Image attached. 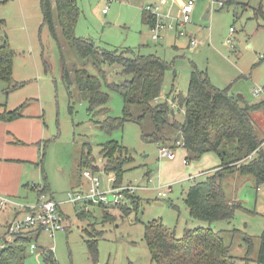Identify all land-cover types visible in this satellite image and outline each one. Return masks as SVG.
I'll use <instances>...</instances> for the list:
<instances>
[{"label":"rangeland","instance_id":"374dc122","mask_svg":"<svg viewBox=\"0 0 264 264\" xmlns=\"http://www.w3.org/2000/svg\"><path fill=\"white\" fill-rule=\"evenodd\" d=\"M50 2L54 35L42 23L40 0H0V18L5 22L0 44L7 39L13 52L11 84L0 81V112L19 108L22 119L14 121L18 122L14 130L24 134L31 129L35 132L33 137L38 136L27 143L13 138L10 142L18 148L8 149L12 155H26L24 151L33 154L34 160L1 162L19 165L28 172L24 176L20 172L22 186L14 195L0 188L1 199L21 206L20 210L9 205L0 209V245L6 242L7 246L14 245L16 237L9 235L6 225L14 219L22 220L25 210L36 205L38 194L32 188L34 184L48 185L52 197L60 204L66 201V192L72 186L84 189L79 165L86 146L95 159L94 170L99 172L103 190L113 187L115 181L101 167V145L113 141L130 150L133 160L125 166L118 185L135 187L134 198L138 201L133 206L124 202L130 208L127 216H122L118 206L107 207V213L112 216L109 220L104 219V212L98 206L89 209L90 215L79 218V206L62 204L65 229L53 237L41 231L36 239L31 236L33 229L23 227L21 233L29 236L30 242L17 246L11 264H43L45 250L53 252L57 264H153L144 240L145 225L152 221H161L175 230L176 238H181L185 230L210 227L223 238L236 264H244L245 258L250 264H257L259 236L264 230V184L257 186L252 175L230 174L223 180L222 188L226 200L238 206L233 219L209 224L192 218L183 202L185 194L194 182H204L218 171L219 157L206 153L194 160L190 153L177 147L173 160L161 158L159 146H171L178 133L171 124H166L158 141L143 140L142 135L155 132L143 105L130 107L131 118L123 128L111 133L100 130L96 122L107 117L121 118L124 108L122 97L109 90L104 81L118 83L130 76L123 75L119 65L95 64L91 59L80 58L62 35L54 0ZM75 2L79 11L75 37L90 39L103 50L156 55L168 64L157 104L165 102L172 88L185 97L193 67L205 72L215 88L229 89L230 95L250 104L264 101V0H236L235 4L222 7L215 0H196L185 28L187 36L174 38L166 34L163 40L152 39L142 8L159 5L164 13L175 18L180 12L179 1ZM206 11L208 19L204 20ZM190 39H195L194 47L189 46ZM77 69H85L100 78L102 90L109 95L105 110L96 116L89 115L88 104L79 95L74 80ZM258 88L262 93L254 97L252 91ZM167 103L171 105L169 100ZM173 109L170 123H182L183 109ZM252 117L259 136L264 139V110L253 112ZM1 136L0 128V140ZM0 148H3L1 142ZM169 185L171 192L167 197H159L158 192ZM86 232L97 239L95 259L85 244L89 239ZM32 244L35 249L31 251Z\"/></svg>","mask_w":264,"mask_h":264},{"label":"trees","instance_id":"16d2710c","mask_svg":"<svg viewBox=\"0 0 264 264\" xmlns=\"http://www.w3.org/2000/svg\"><path fill=\"white\" fill-rule=\"evenodd\" d=\"M222 3L221 7L230 6L236 0H215ZM57 19L62 35L75 48L82 59H91L95 64L106 63L119 65L123 75L129 79L118 83H107L106 87L118 93L123 100L124 108L121 118L107 117L96 122L98 128L106 133L123 128L130 120V107L146 106L145 112L150 114L155 132L150 136L142 135L143 140H157L161 135V128L171 124L177 138L172 147H182L190 153L194 160H199L206 153H215L220 160L215 174L210 175L204 182L193 183L185 194L184 203L192 218L208 222L227 221L233 219L238 206L226 200L222 182L226 176L238 173L241 176L252 175L257 186L264 184V151L263 139L256 129L252 113L264 110V101L250 104L247 101L229 94V89L215 88L205 72L195 67L190 74L187 93L184 96L176 94L172 102L177 109H183L182 123H170L172 106L167 99L162 104L154 103L162 91L165 72L168 64L156 55H134L126 50L123 52L103 50L90 39L75 37V23L78 18V7L75 0H54ZM42 23L54 35V27L50 0H40ZM143 12V11H142ZM260 12V11H259ZM262 13V12H260ZM263 15V14H262ZM264 16V15H263ZM149 15L143 13V20L154 26ZM5 22L0 18V34ZM132 56H129L131 55ZM47 67L48 65L45 64ZM13 52L7 39L0 44V81L10 86L12 81ZM104 78V72L101 73ZM74 80L82 100L88 104V113L96 116L102 113L109 100L108 93L102 90L100 78L90 75L85 69L74 72ZM174 88L171 89V95ZM20 117L19 108L0 114V121H13ZM180 142V146L175 143ZM162 144L159 146H165ZM103 171L114 177V185L121 182L125 166L132 162V154L126 147L117 142L109 141L100 147ZM185 161L188 163L187 159ZM95 159L91 157V150L86 146L82 152L80 170L91 169ZM46 184V183H45ZM37 194L49 195L47 185L33 186ZM134 194L124 193V199L118 206L122 216H127L131 206L137 204ZM104 212V219H111L106 207L98 205ZM117 207V208H118ZM90 215V212H80L79 218ZM89 239L85 240L88 252L93 259L97 253V239L86 232ZM144 240L153 264H236L229 254L228 246L219 233L210 227L185 230L181 238H176L175 230L167 228L161 221H152L145 225ZM250 241V237L248 239ZM30 242V237L18 236L14 245H6L0 250V264H11L15 261L17 246ZM43 264H57L51 250L42 252ZM244 264H250L248 258ZM257 264H264V230L259 236V247L256 257Z\"/></svg>","mask_w":264,"mask_h":264},{"label":"built area","instance_id":"2783aa9c","mask_svg":"<svg viewBox=\"0 0 264 264\" xmlns=\"http://www.w3.org/2000/svg\"><path fill=\"white\" fill-rule=\"evenodd\" d=\"M178 0H171L172 3ZM196 0H186L180 3V12L175 18H171L170 14L163 13L159 5H146L142 8V11L149 15L150 21L154 22V26L151 27L150 32L153 40H161L162 36L167 32H173L178 37L187 36L185 33L186 26L190 23L191 13ZM220 6L222 3L219 4ZM103 13H106V9H103ZM232 30V29H230ZM229 41H227V44ZM190 47L196 45L195 39H190L188 42ZM261 89H253L252 94L254 97L260 96ZM157 99L155 100V103ZM264 143V139H263ZM262 143V144H263ZM176 146H180V142L175 143ZM174 147L162 146L159 148V154L161 158H167L173 160L175 158ZM187 164L186 161H184ZM81 177L84 189L75 188L67 192L65 203H69L73 206H79L80 212H89L93 206L102 205L103 207L119 206L124 199V193L129 195L134 194L135 187L131 185H114L108 189L103 190L101 187V178L98 171H92L91 169L81 170ZM110 181V180H109ZM112 181V180H111ZM113 182V181H112ZM164 191H159V197H167L171 192V185L166 186ZM7 205H14L18 210L21 206L17 205L13 201L0 198V209ZM64 216L59 209V203L51 199L48 195L43 193L38 194L36 205L28 208L24 212L22 220L14 219L8 225L9 235L14 237L22 236L21 229L23 227L31 228L33 230L44 231L49 237L59 231L65 229ZM6 243L0 245V249L6 246ZM31 251L35 248L31 245Z\"/></svg>","mask_w":264,"mask_h":264},{"label":"crops","instance_id":"0c3cea01","mask_svg":"<svg viewBox=\"0 0 264 264\" xmlns=\"http://www.w3.org/2000/svg\"><path fill=\"white\" fill-rule=\"evenodd\" d=\"M178 1L180 2V0H178ZM143 13L146 14L145 12H143ZM149 31H150V29H149ZM166 34H171V35H173L174 38H181V37H178L177 35H175L173 32H167V33H165L162 36L161 40L164 39V36ZM176 94H177V92L175 91L172 95H166V98H168L167 101L168 100L170 101L171 106L173 108H176V106L172 102V98ZM10 111H12V110H10ZM172 111H173V115H174V109ZM3 112H5V111H3ZM3 112H0V114L3 113ZM21 116H22V114L20 113V117L17 118V120L18 119H22ZM14 121H16V119L13 120V121H0V128L2 130V135H3V136H1L2 139L0 140V142L3 144V148H0V168L8 174V175H6L5 173H3V171H0L1 172V174H0V181H1L0 188H1V190L4 193L10 194V195H14L16 193V191L18 190V188L22 186V184H21L22 176L19 175L20 172H23V176H24V174L26 172H28V169H26L24 167H21L19 165L5 164V163H1V162H4V161H20V162L27 163V162H30V161L34 160V155L33 154H29L28 152H25V151H24V153L26 155H20V154L12 155V154H9L10 150H8V149H17L18 148V146L12 145V143L10 141H11V139L16 138V140L19 143H27V142H31L33 139L38 137V136L37 137H33V134L35 132H32L31 129L27 133H24V134H21V132H17L16 130H14L13 127L18 122H14ZM6 134L8 136H6ZM33 186L36 187V186H39V185H35L34 184ZM47 189L49 191L48 192L49 193L48 196L55 201V199L51 195V189H50V187L48 185H47ZM72 189H75V187L72 186L71 190ZM62 204H65V202H63L61 204L59 203V209H60L61 213L63 214V216L66 217L64 215L62 209H61V205ZM9 206H11L13 209H16V207L14 205H9ZM10 222H12V221H8L7 222L6 228L9 225ZM34 231L35 232L31 236L35 237L36 239H38L37 237L39 236V233L41 231L40 230H34ZM23 236H25V235H23ZM47 236H48V234H47Z\"/></svg>","mask_w":264,"mask_h":264},{"label":"water","instance_id":"95a60500","mask_svg":"<svg viewBox=\"0 0 264 264\" xmlns=\"http://www.w3.org/2000/svg\"><path fill=\"white\" fill-rule=\"evenodd\" d=\"M203 19L204 20H207L208 19V13L207 11L205 12L204 16H203ZM171 115H173V111L171 110Z\"/></svg>","mask_w":264,"mask_h":264}]
</instances>
